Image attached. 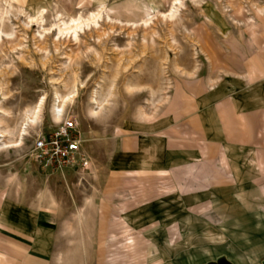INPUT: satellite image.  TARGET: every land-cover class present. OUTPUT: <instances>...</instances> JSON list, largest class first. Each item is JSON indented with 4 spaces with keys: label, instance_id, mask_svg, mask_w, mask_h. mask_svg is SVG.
<instances>
[{
    "label": "rangeland",
    "instance_id": "obj_1",
    "mask_svg": "<svg viewBox=\"0 0 264 264\" xmlns=\"http://www.w3.org/2000/svg\"><path fill=\"white\" fill-rule=\"evenodd\" d=\"M68 118L87 165L46 167ZM10 238L31 264H264V0H0Z\"/></svg>",
    "mask_w": 264,
    "mask_h": 264
},
{
    "label": "built area",
    "instance_id": "obj_2",
    "mask_svg": "<svg viewBox=\"0 0 264 264\" xmlns=\"http://www.w3.org/2000/svg\"><path fill=\"white\" fill-rule=\"evenodd\" d=\"M79 129L74 119H66L57 129L35 140L37 160L46 167L61 169L80 163L87 165L81 155Z\"/></svg>",
    "mask_w": 264,
    "mask_h": 264
},
{
    "label": "crops",
    "instance_id": "obj_3",
    "mask_svg": "<svg viewBox=\"0 0 264 264\" xmlns=\"http://www.w3.org/2000/svg\"><path fill=\"white\" fill-rule=\"evenodd\" d=\"M12 242L0 243V264H31L29 255L25 252V247L17 246L16 240L10 238Z\"/></svg>",
    "mask_w": 264,
    "mask_h": 264
},
{
    "label": "bare ground",
    "instance_id": "obj_4",
    "mask_svg": "<svg viewBox=\"0 0 264 264\" xmlns=\"http://www.w3.org/2000/svg\"><path fill=\"white\" fill-rule=\"evenodd\" d=\"M182 0H175V2H181ZM177 4V3H176ZM59 114H57L56 116H55V120L57 121V122H60L61 120H62V116L60 115L61 114V110H60V108H58V111H57Z\"/></svg>",
    "mask_w": 264,
    "mask_h": 264
}]
</instances>
